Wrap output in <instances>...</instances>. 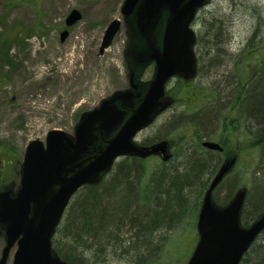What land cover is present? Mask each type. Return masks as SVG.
I'll return each mask as SVG.
<instances>
[{"label":"rangeland","instance_id":"obj_1","mask_svg":"<svg viewBox=\"0 0 264 264\" xmlns=\"http://www.w3.org/2000/svg\"><path fill=\"white\" fill-rule=\"evenodd\" d=\"M123 1L0 0V43L13 41L7 58L0 63V193H15L18 189L24 152L31 141L44 142L51 130L73 135L82 114L115 93L132 90V84L143 90L153 77V63L137 62L140 52H146L147 47L143 42L142 46L139 44L134 16L124 18L121 14ZM72 9L80 11L82 17L74 26L66 28L64 21ZM113 20H120L121 27L111 45L100 54L104 31ZM260 23L264 36V0H210L192 23L196 66L188 80L209 89L211 98L216 96L213 85L226 84L230 87L226 91L230 92L232 87L227 83L251 69L252 61L236 62V58ZM64 29L69 33L60 43L59 35ZM217 33L219 49L213 51L219 53L215 56L209 51ZM186 94L182 92L181 96ZM180 105L166 100L153 122L137 134L136 141L141 144L151 140L168 118L183 113L185 107ZM212 128L206 130L208 134ZM191 133L181 130L179 136L189 138ZM222 134L227 151L232 152L236 146L250 148L251 141H247L241 129L214 133L215 138ZM179 136L175 140L169 137L172 145L178 146ZM224 157L223 163L231 160L228 153ZM178 162L174 159L173 165ZM156 164V159L146 161L150 170ZM237 164L236 169L243 170L247 179L261 180L260 175H253L256 166L253 152L246 153ZM224 195L221 189L219 196ZM252 196L254 200L261 198L259 193L253 192ZM188 228L177 235L164 231L163 242L176 264H185L194 247L196 231ZM3 247L4 236L0 230V255ZM14 251L15 246L9 252L7 264H12ZM101 264L130 263L107 257Z\"/></svg>","mask_w":264,"mask_h":264},{"label":"water","instance_id":"obj_2","mask_svg":"<svg viewBox=\"0 0 264 264\" xmlns=\"http://www.w3.org/2000/svg\"><path fill=\"white\" fill-rule=\"evenodd\" d=\"M209 1H123L121 14L124 18L134 16L137 33L147 47L137 59L154 64L153 77L144 91L132 84V90L115 93L82 114L73 135L51 130L44 142L34 140L27 145L18 189L15 193H0V226L4 232L0 264H7L14 246L12 264H67L55 254L51 240L77 191L97 183L118 158L160 155L164 162L170 159L167 142L146 147L139 145L135 137L153 122L170 99L165 97L168 82L173 77L189 79L194 75L192 23L197 11ZM163 15L158 45L155 31L161 26ZM81 17L80 11L72 9L64 21L65 27H72ZM120 26L119 20L109 23L100 54L111 45ZM68 33L67 29L60 33V43ZM202 146L222 151L214 142L205 141ZM228 168L229 163L220 168L202 198L196 221L198 240L186 264H240L264 230V213L247 228L241 226L243 193L223 207L214 204L212 192Z\"/></svg>","mask_w":264,"mask_h":264},{"label":"trees","instance_id":"obj_3","mask_svg":"<svg viewBox=\"0 0 264 264\" xmlns=\"http://www.w3.org/2000/svg\"><path fill=\"white\" fill-rule=\"evenodd\" d=\"M218 33L214 37L215 44L219 42ZM253 33L236 58V62L243 59L252 61L248 72L258 73L255 81L247 80L251 77H244L246 84L253 82L255 87H235L240 89L241 98H247L243 105L251 108L250 114L247 113L249 119L245 121L246 132L251 127L249 122H260L264 126V41L256 39L261 35L260 31L254 30ZM142 42L139 38L140 46ZM12 43H0V63L7 58ZM215 47L219 49V45ZM218 53L213 51L215 56ZM209 65L212 67L211 61ZM214 91L216 96L211 98L209 89L200 88L192 81L180 77L171 80L166 95L183 105L185 110L168 118L162 130L142 144L167 141L170 148L174 149V158L166 163L158 161L150 170L146 161L153 158L124 157L114 165L112 172L97 183L81 187L71 199L51 240L52 249L61 260L67 264H101L107 257H111L130 264H176L172 261L173 254L163 242L164 231H173L177 235L183 233L185 227L195 228L208 179L217 171L225 153L197 148L201 138L208 139L207 131L204 136L199 134V140L185 137L187 135L179 136L181 130L188 131L180 122L184 118L202 116L210 110V104L219 99L218 102L225 100V97L222 98L221 94ZM182 92H186V96H181ZM237 108L234 106L229 111L239 110ZM166 127L169 131L161 134ZM176 135L179 136L178 146L175 143L172 145L169 138L175 140ZM252 145L250 143V148L236 146L234 150L250 153ZM174 159L179 161L178 165H173ZM208 160L212 164L205 169L203 164ZM242 172L241 169L238 171L237 181L240 186H245L243 181L251 179H247ZM253 175L261 177L254 191L261 198L254 200L252 196L244 204L246 208L241 211L240 224L245 228L264 211V152L259 156ZM232 183L224 181L213 190L212 199L217 206L227 204L233 189ZM221 189L226 196H219ZM263 235L264 230L245 253L240 264H264Z\"/></svg>","mask_w":264,"mask_h":264},{"label":"bare ground","instance_id":"obj_4","mask_svg":"<svg viewBox=\"0 0 264 264\" xmlns=\"http://www.w3.org/2000/svg\"><path fill=\"white\" fill-rule=\"evenodd\" d=\"M261 27H262V25L260 23L259 25H257L255 27V30H258L261 32L262 31ZM253 35H254V33H252L250 35V37L245 41L244 47L247 45V43L249 42V40L252 38ZM256 39H258L257 41H259L260 39L262 41H264V36H262V34H261L260 36L256 37ZM215 46H216L215 43L211 46V50L209 51L210 55H212V53H213L212 49H216ZM229 71H227V73H229ZM245 76L248 78L251 77L250 79H247V80L255 81L258 77V73L246 72V73L240 75L239 78L231 79L230 80L231 83H227L228 85H230L232 87V90L230 92L226 91L227 88L228 89L230 88L229 86L227 87L226 84H223V86H219V87L218 86L216 87V85H213L212 89L217 91L219 94H221L222 98L225 97V100L218 102V101H220V99H219L216 103L210 104V108H209L210 110H208V112L205 113L204 115L196 116V117H190V118H184L180 122V124L184 125V127L188 131H192L190 137H194L193 140H199L198 139L199 134L204 136L205 131L207 129H211L212 127H213L212 128L213 134L209 133V135L207 137L209 140L215 139L214 133H216V132L217 133H224L226 131V129H228V131H229V129H231V130L241 129L243 134L245 135L246 139L250 140L251 143H253L252 148L249 151H251L255 154L256 164H258L259 156L264 152V126L261 125L260 122H258L257 124L249 122L251 127L247 130V132L245 131V129H244L245 128V121L247 119H249L248 114H250L251 108L250 107L248 108L247 106L243 105L247 98H241L240 97V89H235L236 86H238V87L244 86L246 88L248 86L250 87L251 85H253V87H255L256 84L253 82H252V84H246V82H244ZM234 106H237L238 107L237 109H239V110H236L233 112H231V110L229 111V109L233 108ZM226 124H229V126H227ZM215 128H216V130H215ZM222 136L223 137L221 138V141L225 145L226 140L224 139L223 134H222ZM201 139H203V138H201ZM246 153H248V152L236 151V150H232V152H229V158L231 160L228 159L227 162H224V163H222V161H221V163L218 164L217 171H215L212 175H210V177L208 179L209 184L207 187V189H208L212 180L217 176V173L220 170V168L225 163H229V168H228L227 172L224 174L221 181L216 185V187H218L224 181H227L230 183L233 182L232 183L233 184L232 193H231V196L227 200V204L231 203L237 194L243 193V202H242L240 211H242L243 209L246 208V206H244V204L248 203V201L252 197V193L256 190V188L258 186V181L253 180V179L243 182L245 186H240V184L237 181V175L239 174L238 171H240V170H239V168L236 169V164L241 163V161L245 158ZM174 154H175V152H173V151H172V153H170V159L174 158ZM166 162L167 161H165V162L163 161V163H166ZM211 164L212 163L208 160L203 164V166L206 169V166L207 165L211 166ZM208 168L209 167H207V169ZM207 189L204 191V194L207 191ZM224 196H226V194ZM263 213H264V211H263Z\"/></svg>","mask_w":264,"mask_h":264},{"label":"flooded vegetation","instance_id":"obj_5","mask_svg":"<svg viewBox=\"0 0 264 264\" xmlns=\"http://www.w3.org/2000/svg\"><path fill=\"white\" fill-rule=\"evenodd\" d=\"M156 32V31H155ZM141 40H143V39H141ZM143 42H144V45L146 46V44H145V41L143 40ZM137 62H139V60L137 59ZM120 105H122V104H120ZM202 141H204V140H202ZM201 141V142H202ZM201 142H199V144L201 145L202 143ZM100 143H102L101 141H100ZM215 143H218L222 148H223V153L225 152V153H228V155H229V151H227L226 150V145H224V143L220 140V139H218V138H216L215 139ZM103 144V143H102ZM197 148H201V147H199V145H198V142H197ZM201 149H203V148H201ZM204 151H206L205 149H203ZM216 152H218V151H216ZM159 157V156H158ZM225 158V157H224ZM224 158H223V160H224ZM227 159V158H226Z\"/></svg>","mask_w":264,"mask_h":264}]
</instances>
